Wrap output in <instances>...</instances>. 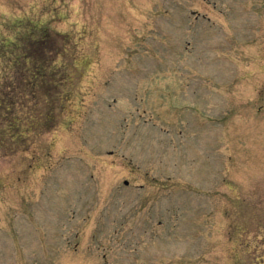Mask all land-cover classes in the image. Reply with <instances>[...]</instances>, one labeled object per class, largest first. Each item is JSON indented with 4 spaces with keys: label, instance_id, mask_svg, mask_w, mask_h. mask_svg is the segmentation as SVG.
<instances>
[{
    "label": "rangeland",
    "instance_id": "obj_1",
    "mask_svg": "<svg viewBox=\"0 0 264 264\" xmlns=\"http://www.w3.org/2000/svg\"><path fill=\"white\" fill-rule=\"evenodd\" d=\"M27 48L61 103L0 154V264H264V0H0Z\"/></svg>",
    "mask_w": 264,
    "mask_h": 264
},
{
    "label": "trees",
    "instance_id": "obj_2",
    "mask_svg": "<svg viewBox=\"0 0 264 264\" xmlns=\"http://www.w3.org/2000/svg\"><path fill=\"white\" fill-rule=\"evenodd\" d=\"M46 39L47 35L42 34L32 36L31 42L37 46ZM31 49L27 48L22 60L19 61L11 55L10 50H5L2 55L5 62V65L1 66L0 74L3 79L0 80V154L2 155L26 150L40 135L52 129L58 120L61 100L54 93L59 87L57 79L64 71L58 66H53L52 59H38L33 52L42 54L47 50L32 49V51ZM42 78L55 79L53 81L55 89H51L53 95H49L48 87L41 85Z\"/></svg>",
    "mask_w": 264,
    "mask_h": 264
}]
</instances>
